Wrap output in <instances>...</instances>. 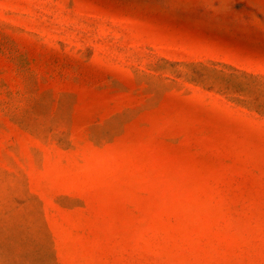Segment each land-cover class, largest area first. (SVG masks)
<instances>
[{
  "label": "rangeland",
  "instance_id": "374dc122",
  "mask_svg": "<svg viewBox=\"0 0 264 264\" xmlns=\"http://www.w3.org/2000/svg\"><path fill=\"white\" fill-rule=\"evenodd\" d=\"M0 264H264V0H0Z\"/></svg>",
  "mask_w": 264,
  "mask_h": 264
}]
</instances>
